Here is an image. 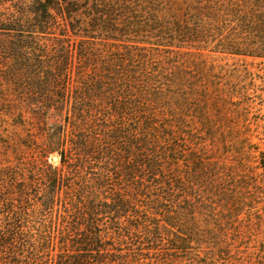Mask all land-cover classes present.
<instances>
[{
	"label": "rangeland",
	"instance_id": "obj_1",
	"mask_svg": "<svg viewBox=\"0 0 264 264\" xmlns=\"http://www.w3.org/2000/svg\"><path fill=\"white\" fill-rule=\"evenodd\" d=\"M42 3L0 0V264H66L79 256L58 244L48 252L34 245L47 171L39 151L59 141L70 151L71 96L96 90L103 99L110 89L138 96L143 109L110 117L104 105L100 124L109 137L114 128L115 136L137 140L155 171L144 166L132 182L122 162L108 167L72 153L73 180L111 169L96 218L101 247L80 253L86 264H264V59L228 50L264 45V0H60L48 32L31 40L45 16ZM59 58L69 61L66 80L46 87L39 68ZM28 61L38 68L26 71ZM126 71L136 72L134 83ZM41 91L47 100L61 101L54 93L69 99L49 107ZM207 91H220L225 101L205 110V121L195 103L207 108ZM183 94L185 104L169 99ZM124 142L115 144L117 153ZM195 159L201 163L194 166ZM47 160L61 168L59 154ZM195 173L198 183L184 182ZM33 180L37 194L28 189ZM58 193L53 219L68 203L65 189ZM118 199L129 204L120 216ZM81 213H88L84 204ZM80 217L71 214L78 238L89 234Z\"/></svg>",
	"mask_w": 264,
	"mask_h": 264
},
{
	"label": "trees",
	"instance_id": "obj_2",
	"mask_svg": "<svg viewBox=\"0 0 264 264\" xmlns=\"http://www.w3.org/2000/svg\"><path fill=\"white\" fill-rule=\"evenodd\" d=\"M59 2L60 0H44V3L42 4L45 9V16L44 18L42 17L41 21L38 20V25L33 26L32 31H30L31 35L29 36L31 37V40L32 37H34L32 34H44L45 31L46 33L48 32L49 26L52 23L55 14H61V5L59 4ZM66 8L68 12H74V5H68ZM39 12L40 11L36 10L34 13ZM27 48H34L33 42L29 43ZM247 48L248 49H240V47L238 48L233 46L228 50L231 51L230 54H233L235 56L251 57L253 59H264V45L260 48H251V46H248ZM82 58L84 57L80 56V59ZM28 63L29 64L25 65L26 71H33L34 67L38 68L37 65H31L32 63H30L29 61ZM68 63V59L59 58L52 65L48 64L43 68L41 66L39 69H41V72H44L47 75V78H45L47 84L44 83V86L52 87L57 81H65L68 72ZM125 69H129L128 66L125 67ZM234 72L237 73L238 71L234 70ZM130 73H132L133 75H130ZM118 74L119 73L116 72V75ZM63 76L64 78L62 79L61 77ZM125 77H127L126 81L128 83H134L137 78L136 72L126 71ZM51 81H54L55 83L52 84ZM57 87H60V85L57 84ZM112 91L113 90L110 89L109 93L106 94L103 99H99L100 96L99 94H97L96 90H93L91 92L88 91L89 93L86 91L84 93H78L74 96H71L70 99H73V108L70 111L72 112V115L69 116V122L72 123L73 130L70 132V140L68 142L71 145L70 151L64 149L62 141L54 143L53 147H41L39 151L40 154H42L43 159H46L42 161V163L47 168V171H43L41 173L42 176L46 179V188L42 191L40 210L37 213V219L40 222H37L36 224H38L39 226L36 229V235L32 236V239L34 240V245L36 244L38 247L37 251L43 250L48 252L51 249L56 248V244H58L61 251L69 250V248L75 249L74 252H77V255L79 256L72 257L69 263L66 264H86L87 258L83 257V254L80 253H92L94 251H99V248L101 247L100 233L97 232L98 224L96 225V218L97 213L99 212V208L104 207V205L106 204L104 201V199L106 198L104 190L108 188L107 186L110 184V180L112 178L109 176V174H111V169L107 168L108 170H105V174L102 173L98 175L90 173L91 177L89 179L84 177H82L81 181L79 179H71L70 176L74 174L73 171H75V168L71 162L74 160L77 161L73 158L74 154L72 153L75 152V155H78L80 159H87L86 161L92 160L93 162L97 163L105 161L106 163H108V167L112 166L113 164L111 163L114 161H116L117 163L122 162V173L125 174V178L131 179L132 182L135 181V177L140 176V174L142 173L141 170L144 166L151 169V171H155V160L152 161L149 157L145 156V153L144 151H142V147L139 145L137 140H132L131 142L129 137L122 136L120 132H117V135L115 136L114 128L111 129L114 137H109L108 135L110 134V132L106 130L107 125L105 121L103 120L104 123L100 124L101 120L99 118L102 116L105 117V109H103L104 111L101 110L102 106L104 105H108L110 113L107 114L108 116L110 115V117L116 115H122L121 117H124L126 113L129 114L128 111L142 112L143 102L138 96L136 97L135 95L129 97L128 95L127 97L121 98V96L118 97V95ZM43 92L44 91H41L40 96L43 95ZM216 93H220V91L214 93L212 91H207L203 96V99H207V108H204L206 102L204 103V105L202 104L201 100H199V104L195 103V108H197L195 109L197 111L196 114L200 115L203 120L205 119V121L209 120L206 117L205 110H208L210 106L215 107L216 103H219V100H222V102L225 101V98L222 95L221 97H218ZM47 94L48 93L44 94V97L42 96L41 99L43 100L42 103L45 102L46 104L48 102L46 105H50L49 107L56 108V106H59L61 103L63 105L65 101L67 102L69 99V96L67 97L66 94L61 93L62 95H58L57 93H54L55 97L59 96L57 99H61L62 102L58 100L53 101L52 99L47 100ZM173 98L170 97L169 99L175 100V106H177L179 103L185 104L189 100L185 94H183V96H177ZM166 99V95L163 94V96L161 97V101L165 102ZM215 109L217 108L215 107ZM21 117H23V115H21ZM123 141L125 142L122 144L120 149H118L120 152L117 153L115 151V144H120V142ZM32 145L34 147L39 146L38 143L34 142L32 143ZM122 148L125 149L122 150ZM137 151L139 152L137 153ZM68 152H71L70 158L68 156ZM131 152L134 153L133 156L130 155ZM54 153H57L60 156L61 168H54L48 163L47 158ZM157 161L161 162V158L157 157ZM198 162L201 163L200 161H197L195 159L194 166L195 164L198 165ZM117 168L120 169L119 166ZM84 169L92 170L90 166H85ZM117 171L119 172V170ZM202 171L203 170H201V172ZM152 174H154V172ZM189 178H192L191 182H194L195 180L198 183L200 181L199 175L196 173L195 175L185 177V179H183L184 182L186 183ZM180 180H182L181 177ZM177 184L182 185L183 183L182 181H178ZM179 185H177L178 190H183L180 189ZM34 186L35 184L32 185V187H28V189L32 191V188H35ZM73 186H77L78 190H72L71 188ZM169 186L173 187V185ZM60 188L63 190L65 189L66 194L64 198L68 201V203H66L62 215H60L58 219H53L52 217H48V213L55 207L58 202L57 196L59 194L58 192ZM33 192H35L36 194L39 193L37 188H35ZM113 202L117 206L115 210L120 213L119 216L121 215V210H123L126 214V210L129 209L128 202L125 203L123 201H120L119 199L117 201L114 200ZM82 204H84L85 210L88 211V213H81ZM119 204L122 206L121 208H119ZM72 212L77 213L79 216H81L79 218L80 221L78 222V224H84L89 234L78 238V234L76 232L77 228L76 225H74L75 221L71 218ZM23 214L24 212L17 214V219L22 218ZM75 216L77 217L76 214ZM15 221L18 222V220ZM55 236L58 239L57 243H55ZM1 239H3V237ZM79 259L82 260L79 261ZM60 264L64 263L61 262Z\"/></svg>",
	"mask_w": 264,
	"mask_h": 264
}]
</instances>
